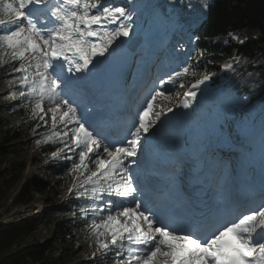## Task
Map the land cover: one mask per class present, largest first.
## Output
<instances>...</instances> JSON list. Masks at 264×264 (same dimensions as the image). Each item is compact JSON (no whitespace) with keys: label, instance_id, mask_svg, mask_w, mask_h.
Instances as JSON below:
<instances>
[{"label":"snow or ice","instance_id":"6c2138e0","mask_svg":"<svg viewBox=\"0 0 264 264\" xmlns=\"http://www.w3.org/2000/svg\"><path fill=\"white\" fill-rule=\"evenodd\" d=\"M0 16L7 17L0 18V28L5 29L0 31V65L6 60L18 62L12 71L21 74L20 86L34 99L33 116L45 126L50 117L53 132L46 140H58L76 156L78 162L69 172L77 178L73 185L77 195L100 199L107 192L134 202L112 212L115 206L108 201L106 218L99 223L93 219L90 225L102 249L111 246L129 253L116 264H264V203L225 219L220 212L150 207L137 199L139 179L133 177L129 162L137 164L142 141L162 123L164 104L171 95L164 86L194 76L192 68L183 66L161 79L160 87L142 102L126 136L113 143L80 114L68 92L81 86L82 74L91 71L97 58L113 55L118 41L131 36L132 12L124 6L104 5L102 0H0ZM214 75L206 73L192 83L178 107L191 108L197 91ZM45 101L54 106L46 111ZM167 112L173 108L168 106ZM58 154L52 152L54 158Z\"/></svg>","mask_w":264,"mask_h":264},{"label":"rangeland","instance_id":"374dc122","mask_svg":"<svg viewBox=\"0 0 264 264\" xmlns=\"http://www.w3.org/2000/svg\"><path fill=\"white\" fill-rule=\"evenodd\" d=\"M118 1L119 0H102L104 5L124 6L130 12H132L134 19L133 32L131 36H136L138 32L143 34V36L146 37L144 46H149L151 44L154 33H157L161 40L166 44V42L170 41L174 36L172 35V37L169 38L168 30H172L173 28L175 29V27H173L175 23H182L183 20L191 21L199 20V18L202 19L204 14L207 12L208 6L210 5V0H198V3H200L202 6L198 3H195L194 1L196 0H174V2H170V0ZM189 4H191L192 7H188L189 10H185L183 16H181L178 11H176L177 13L175 12L176 7L178 9L179 6L185 7ZM204 4L206 7H203ZM181 9H183V7ZM186 17L188 18L186 19ZM1 18L7 19L6 16ZM178 20H180V22H177ZM3 30L5 29L0 28V31ZM186 35H189L188 37L192 38L190 34L186 33ZM122 39L125 38H121V40ZM121 40L118 41L120 45L122 44ZM186 47L187 46L184 45V48ZM193 53L194 50L189 55L187 59L189 61L185 64V66H189L190 61L193 59ZM171 54L172 52H170L167 56L168 59ZM101 59L103 61L105 57L97 58L96 65L94 67L98 65ZM191 64L196 65V63L193 61H191ZM3 65L4 64L0 65V70ZM203 75H205V73L199 72L194 76L184 78L183 80H176L174 84H170V86L167 87L166 92L170 91L171 95L170 99L164 104V112L167 111L168 106H171L172 108L176 107L177 101L181 98L184 92L188 91L191 84L196 80L201 79ZM6 76L1 74L0 71V108L10 106V110L13 111L14 108L19 109L24 106L26 103L25 98L27 96L29 97V95H27L28 89L21 87L18 82L14 83L11 79L6 78ZM217 80L218 83L216 84H214L212 80H209L205 85L201 86L200 90L197 91L196 101L193 102L191 108L186 109L190 111L189 118L191 121L195 120L196 122L205 120V122H203L202 129L205 130L209 135L212 133V135L218 136V138L227 137L232 141H236L235 137L232 139L229 136H234V130L236 129L237 124H240L243 121H249V118L254 113L257 119V125L255 128L254 137L250 139V144L251 146L253 145L252 147H254V145H258L255 150L259 151V155H261L264 159V101H248V97L239 96L236 94L235 90H233L231 87V81L229 79L221 77ZM181 83L184 85L183 88L180 87ZM22 92L25 93V95H21ZM30 100L31 103L28 105V108L23 109L26 112H31L34 109L33 97ZM53 106L54 105L51 102L45 101L46 111ZM0 118L2 121H5V125L0 131L1 135L5 132H9L11 135L14 132L19 134V137L12 139L10 143L15 147L19 160L25 164V169L22 172V179L19 183V186L25 181V179L33 177L39 178L45 183L43 193L41 195H35L36 202L34 203L33 207L20 206L6 210V208H9L11 204L10 201H8V204L4 208L0 209V222L10 223L17 221L18 218H22L24 215L33 216V218L38 219L39 223L35 238L34 240H31V242H39V244L47 243L51 245L52 260L54 262H58V264H81L90 259L95 260L97 264H116L117 260H126L129 256L127 251L111 246L109 249H102L99 243H97L96 236H94L90 230V225L93 219L99 223L108 215V201H117L119 200V197L115 195H108L107 192L103 193L101 196L107 197L108 201L94 199L91 196L80 197L77 195L78 189L73 188L72 186L73 184L77 183L76 176H74L73 183L71 185L73 192H71L69 195L66 194V189L63 188V185L65 186L66 183H68L70 176L68 175V172L65 170L66 172L63 174V176L57 177L55 175L44 173L43 168L47 162H54L57 157L65 158L67 156L72 157V159L65 158V161H69V165L71 167L74 161L78 162L76 156L72 152H69L67 149L63 148V145L60 143L63 150L59 151L58 156L55 158L51 156L46 159L41 155L40 152L42 146L44 145V141L33 139V135L25 128L24 117L18 115L11 116L2 110L0 113ZM47 119V126L52 133L53 129L51 128L50 117ZM183 129L184 128H182V130L180 129L181 134H185ZM260 164L264 165V161H262ZM132 165L133 164L129 162L130 169ZM117 179L119 178L117 177ZM58 183L60 184L57 185ZM76 197H79L81 200L87 202L85 209L89 208L88 212L92 213H86L82 220L76 219L78 218L76 215L78 212L75 211L73 213V218L75 219L74 224L76 225L74 230V246H76L75 248L79 247V250L76 253H71L68 250L69 241L67 239H65V241H61L57 235L52 233L53 218L50 216L49 211L54 207L60 206L67 200H74ZM45 198L51 199L53 206L45 205ZM95 205L97 206L96 208H94ZM113 205L115 207H112L111 211L115 212L117 207L120 206H118L117 203H113ZM72 210L73 208H71V214ZM100 239L104 240L105 237H101ZM126 246L128 245L125 244V248ZM117 251H122L123 255L117 256Z\"/></svg>","mask_w":264,"mask_h":264},{"label":"trees","instance_id":"16d2710c","mask_svg":"<svg viewBox=\"0 0 264 264\" xmlns=\"http://www.w3.org/2000/svg\"><path fill=\"white\" fill-rule=\"evenodd\" d=\"M197 40L195 73L223 71V75L228 76L231 71V86L238 95L248 97L249 101L264 100V0H211L208 16L197 34ZM234 53H237L239 60ZM225 64H232V68L225 69ZM17 66L18 62L6 60L0 70L1 74L19 83L18 77L21 74L12 71ZM211 79L215 80V75ZM29 97L25 98L26 103L21 108L11 111V107L6 106L0 108V113L3 110L11 116L24 117L25 128L33 135V139L44 141L40 152L47 159L52 156V152L60 151L62 146L58 140H46L52 134L49 127L34 117L33 111L23 110L31 103L32 96ZM4 125L5 121L0 118V131ZM18 137L17 132L12 135L9 132L0 134V209L8 201L11 204L6 210L20 206L32 207L36 201L35 195H41L45 188V183L35 177L25 179L19 186L25 164L19 160L15 147L10 144L12 139ZM70 168L69 161L57 157L54 162H47L43 169L44 173L57 177L67 171L69 180L66 187L63 185L67 189L74 178L69 172ZM44 203L53 205L52 200L47 198ZM84 204L87 202L75 198L49 211L53 218L52 233L61 241H69L68 250L71 253L79 250V247L74 246L76 225L73 213L76 211L81 214L80 209ZM78 214L76 219H79ZM38 223V219L33 217H24L10 223L0 222V264H58L52 260L51 245L31 242L35 238ZM81 264L97 263L89 261Z\"/></svg>","mask_w":264,"mask_h":264},{"label":"bare ground","instance_id":"6f19581e","mask_svg":"<svg viewBox=\"0 0 264 264\" xmlns=\"http://www.w3.org/2000/svg\"><path fill=\"white\" fill-rule=\"evenodd\" d=\"M195 3H198V0H196V1H194ZM52 3H55V0H53V2ZM179 4V3H178ZM198 4H200V3H198ZM201 5V4H200ZM174 6V5H173ZM202 6V5H201ZM183 7V9H181ZM203 7H206L205 6V4H204V6ZM42 9V8H41ZM188 11L189 10V8H188V5H186L185 7L184 6H179V8L177 9V7L175 8V12L176 11H178L179 13H180V15L181 16H183V14H184V11ZM40 11H45L44 12V15H46V13H47V10H40ZM177 13V12H176ZM189 13V12H188ZM43 14V13H42ZM191 15V14H190ZM188 17H186V19H187ZM192 19H195V18H192ZM201 18H199V20H200ZM183 20V19H182ZM199 20H197V22L199 21ZM177 22H180V20H178ZM189 22V21H188ZM190 22H195V21H193V20H191ZM187 23V21H182V23H175V25L173 26V27H175V28H178V27H182V26H184L185 24ZM188 25V24H187ZM187 25H185V27L187 26ZM193 30H197V29H195V27L194 28H190L189 29V33H191L192 34V31ZM175 33H178V31H177V29L175 30ZM135 36V35H134ZM177 36H179V34L177 35ZM133 36H130L129 38H125V39H122L121 40V45L118 43V46H117V49H116V52L113 54V55H108V56H106L105 57V59L102 61V59H101V61H99V63H98V65L96 66V67H92L91 68V71L90 72H92L93 74H91L92 75V77H97V76H99L100 74H101V70L105 67V66H107L110 62H112V64L111 65H115L111 70H110V74L107 76V77H105V76H102V78H98L97 79V82L99 83V85H101V81H102V83L103 84H105V83H110V81L112 80L113 82H112V84L111 85H113L114 87H116V83H117V78L121 75V70L119 69V68H117L116 67V65H117V61H118V59L120 58V57H124L125 58V61H127L128 60V58H130L131 57V53L129 52V51H126V46L129 44V42H130V38H132ZM145 37V36H144ZM159 36H158V34L157 33H154L153 34V41H152V43L149 45V46H141V47H139L138 49H137V51H136V53L138 54V53H140V52H142V51H149L151 54L153 53V51H151V50H147L145 47H152V46H155L156 48H158L157 47V38H158ZM146 38V37H145ZM158 41H159V49L160 50H162V49H165V50H167V51H169L168 49L169 48H171L172 50H177L176 51V55L177 54H179V53H183V54H186V52L188 51V47H186V48H184V43H185V39H182V38H180V43H182L183 45H181L180 43H179V41H178V39H177V37L174 35L173 37H172V39L170 40V41H165L166 42V44L162 41V43H163V45L161 44V42H160V39H158ZM171 42V45L172 46H170V43ZM144 45H145V43H144ZM168 45V46H167ZM153 49H155V48H153ZM156 50V49H155ZM154 50V51H155ZM176 55L175 56H173V55H171L170 57H169V59H168V57H166L165 58V60H168V62L171 64V65H174V68H176V69H180L181 67H183V65H182V59H181V55H180V57H179V59H177V58H175L176 57ZM150 57V56H149ZM111 60V61H110ZM120 66V65H119ZM121 67V66H120ZM90 72L89 73H85V74H82V79H85V77L87 76V75H89L90 74ZM88 88V86H86V85H84L82 88H73L71 91H69V94H71V97L72 98H75V99H77V97H79L80 95L83 97V100L82 101H80V103L78 102V104H80V106H83L84 104H86V102H89V100H87V98H90L91 99V101L93 100V103L94 102H96L97 100H100L99 101V103L101 104V98L100 97H98V96H95L94 94H92V93H90V92H86V93H84L83 91L84 90H86ZM74 102H75V100H74ZM183 111H186V109H184L183 108ZM216 119V118H215ZM178 123V124H177ZM176 124L178 125V126H180L181 128V130H182V126H183V121H179V122H177ZM180 123H181V125H180ZM198 123L194 120V121H191V119L190 118H187V129L186 128H184V131H185V133H188V132H190V131H192V130H194V129H199V127L200 126H198L197 125ZM254 129H255V125H254ZM241 130H243L242 128H240V129H238L237 131H235L236 133H238L239 131H241ZM211 132V131H210ZM211 135H212V133H211ZM240 139L243 141V146H238L237 147V149H242V148H245V147H247L248 145H249V139H247V140H244L245 139V134H244V132H240ZM209 140H211V141H213L214 143H216L217 142V140H218V138L217 137H215V136H213V138H209ZM178 143L180 144L181 143V141L180 140H178ZM247 153H248V155H249V157H251V155H252V151H251V149L249 148V151H247ZM257 162H259V161H257ZM254 164V166L255 167H258L259 166V164L258 163H253ZM180 179V175L179 174H177L176 175V180H179ZM144 197L146 198V194H143L142 196H141V198L142 199H144ZM177 198V196H175V198L170 202L171 204H173V202H174V200ZM241 200V199H240ZM176 207H181V205H175Z\"/></svg>","mask_w":264,"mask_h":264},{"label":"water","instance_id":"95a60500","mask_svg":"<svg viewBox=\"0 0 264 264\" xmlns=\"http://www.w3.org/2000/svg\"><path fill=\"white\" fill-rule=\"evenodd\" d=\"M140 43H141V37L132 38L128 44V47H130L133 50L134 48L136 49Z\"/></svg>","mask_w":264,"mask_h":264}]
</instances>
